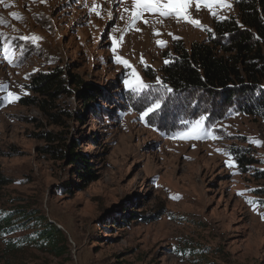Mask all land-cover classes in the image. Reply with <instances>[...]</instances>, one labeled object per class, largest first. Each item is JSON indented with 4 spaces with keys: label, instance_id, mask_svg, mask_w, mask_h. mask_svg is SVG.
<instances>
[{
    "label": "rangeland",
    "instance_id": "rangeland-1",
    "mask_svg": "<svg viewBox=\"0 0 264 264\" xmlns=\"http://www.w3.org/2000/svg\"><path fill=\"white\" fill-rule=\"evenodd\" d=\"M236 1L217 6L216 17L195 4L189 11L211 29L215 21L239 19ZM93 2L0 4L8 22L0 32L14 61L4 59L0 38V84L19 95L15 103H0V173L7 179L0 184V264H264V178L258 177L264 118L234 106L221 110L203 93H168L156 84L157 77L164 83L161 69L173 47L206 41L208 31L174 17L153 23L161 18L145 13L147 25L137 21L125 32L124 9L132 0H95L100 17L89 12ZM154 29L162 35L154 36ZM32 35L41 39L19 38ZM110 37L118 41L116 55L132 68L115 62ZM132 70L150 87L138 94L126 89L123 80ZM54 71L61 72L65 90L50 98L34 88V77ZM68 73L100 88L93 103L85 106ZM258 87L264 89V79ZM4 94L0 89V98ZM160 97V109L142 121L140 113ZM200 115L216 139L172 138ZM45 132L66 143L74 139L97 179L82 187L75 167L42 152ZM6 217L11 222L4 225ZM45 222L65 237V254L22 244Z\"/></svg>",
    "mask_w": 264,
    "mask_h": 264
},
{
    "label": "trees",
    "instance_id": "trees-1",
    "mask_svg": "<svg viewBox=\"0 0 264 264\" xmlns=\"http://www.w3.org/2000/svg\"><path fill=\"white\" fill-rule=\"evenodd\" d=\"M236 7L239 19L215 21L206 41L194 42L188 49L182 45L173 47L170 63L161 69L163 80L174 92L203 93L221 110L234 106L244 113L264 118V89L258 87L264 79V0H237ZM68 76L85 106L99 96V87L82 81L78 75L68 73ZM63 82L61 72L40 73L34 77V88L52 98L65 90ZM41 136L46 142L41 147L42 152L75 167L80 186L97 179L88 155L79 149L74 139L66 143L65 138L59 139L51 132ZM237 161L243 165L242 159L237 158ZM258 177L264 178V171ZM6 181L0 173V184ZM3 222L7 225L11 219L6 217ZM22 244L54 256H61L67 250L65 237L49 222L41 223L25 235Z\"/></svg>",
    "mask_w": 264,
    "mask_h": 264
},
{
    "label": "snow or ice",
    "instance_id": "snow-or-ice-1",
    "mask_svg": "<svg viewBox=\"0 0 264 264\" xmlns=\"http://www.w3.org/2000/svg\"><path fill=\"white\" fill-rule=\"evenodd\" d=\"M41 2H45V0H41ZM77 2H80V0H77ZM0 4H4V0H0ZM195 4L197 11L200 10L201 7L207 8L209 13L213 16H217L216 7H231L230 4H226V0H132V7L131 9H124V12H127L129 14V23L124 30L125 32L128 30H131L135 28V25L137 21H142L145 25L149 23L147 19H144V14L148 13L154 16H159L161 18L160 21H153V23L160 22L162 23L163 19H167L169 17H174L179 22H184L187 24L192 25L193 27L199 28L203 31H211V29L207 28L205 25H203L199 20L195 19L189 9L190 7ZM10 5H5V7H9ZM87 7L88 5L85 3L84 5ZM90 13H95L98 17L101 16V8L98 4L95 3V0L92 4V6L89 8ZM13 19L15 20H22L23 17L18 12H11L9 14ZM109 17L111 18V14H109ZM123 18V17H122ZM8 22L0 16V26L6 25ZM139 31L140 29H136ZM15 31V29H13ZM154 36L162 35L161 32L158 30H153ZM168 35L172 36L173 39H179V37H176L173 33H168ZM0 38L4 39L3 44V57L4 59L9 63L13 64L14 61L9 55V49L10 44L7 42V37H5L3 32H0ZM21 40H31L33 43H36L39 39H41L38 36L32 35V36H21L19 37ZM112 39V51L114 53V60L117 64H122L126 68H132L131 64L127 59L122 58L119 55H116L117 52V44L118 41L115 37H110ZM120 42L123 41V33L121 34L119 38ZM157 45L160 47L166 46V42L163 40H157ZM140 62L142 64H145L143 55H141ZM165 64L170 63L168 59L164 61ZM123 83L125 85V88L132 91L133 93H140L143 90L150 87V85L146 84L142 77L135 71L132 70L130 73L129 78H125L123 80ZM156 84L160 85L161 88L165 89L168 93H171L173 89L168 87V85L164 84L162 79L160 77L156 78ZM0 89L4 91V95L2 98H0V103H3L7 105L8 103H15L19 99V95L11 90H9V86L7 84H0ZM26 94V93H25ZM163 101V97H160L159 99H156L154 103L151 104L150 107H147L143 112L140 113V119L143 121L145 117H147L150 113H153L160 109L161 103ZM206 117L204 115H200L198 119L192 120L188 122V126L186 127V130L183 132H178L175 134L173 139L180 138V139H201L204 137H209L211 139H216L217 137L213 135L211 130L206 131L204 127V121ZM251 143H255L258 146L261 144V141L259 140H250ZM226 164H228L229 167H232L233 165L228 163L226 161ZM173 199H178L179 197H172ZM250 204H254V201H247ZM255 210V208H254ZM262 219H264V215H262Z\"/></svg>",
    "mask_w": 264,
    "mask_h": 264
},
{
    "label": "bare ground",
    "instance_id": "bare-ground-1",
    "mask_svg": "<svg viewBox=\"0 0 264 264\" xmlns=\"http://www.w3.org/2000/svg\"><path fill=\"white\" fill-rule=\"evenodd\" d=\"M113 10L111 9L110 14H112Z\"/></svg>",
    "mask_w": 264,
    "mask_h": 264
}]
</instances>
